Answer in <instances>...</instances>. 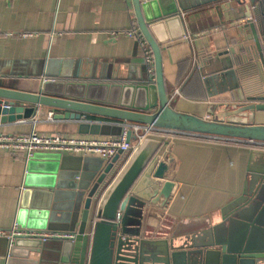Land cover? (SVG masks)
Returning <instances> with one entry per match:
<instances>
[{
	"label": "crops",
	"instance_id": "1",
	"mask_svg": "<svg viewBox=\"0 0 264 264\" xmlns=\"http://www.w3.org/2000/svg\"><path fill=\"white\" fill-rule=\"evenodd\" d=\"M189 5L191 9L182 14L185 35L177 32V26L169 25L165 32L170 41L162 45L171 106L179 112L212 119L208 110L213 104L220 112L224 105L264 95L261 60L254 42L249 40L251 32L244 29L248 20L255 21L252 6L251 19H247L245 9L232 5V0H191ZM216 6H220L219 11ZM137 31L140 29L132 0H0V87L38 93L39 75L46 71L62 78L88 75L89 81H139L147 76V62L132 34ZM196 72L203 91L189 82ZM51 112L54 116L64 113L42 108L28 120L0 124V135L24 136L36 131L44 136L88 140L119 137L120 128L110 125L112 120L88 117L105 124L96 135H80L74 121L54 118L47 122ZM256 123L264 125V113L257 114ZM155 138L164 142L161 154L168 163L166 179L175 183V189L165 209L147 206L141 213L137 210L147 220L134 229L135 233L143 232L148 239L181 238L221 223V210L241 196L249 179L251 149L199 139ZM65 157L70 163L69 169L61 172L62 177L79 184L92 183V187L94 182L89 179L100 157ZM128 161L124 156L115 175ZM26 176L23 153L0 148V264H9V236L14 228L52 233L40 228L47 223L40 210L34 216L30 207L27 214L22 213ZM26 203L30 204V196ZM83 207L84 202L81 212ZM134 219L130 216L128 225H133ZM38 259L39 255L31 256V261Z\"/></svg>",
	"mask_w": 264,
	"mask_h": 264
},
{
	"label": "water",
	"instance_id": "2",
	"mask_svg": "<svg viewBox=\"0 0 264 264\" xmlns=\"http://www.w3.org/2000/svg\"><path fill=\"white\" fill-rule=\"evenodd\" d=\"M218 1L222 0H208ZM257 1L232 0V5L243 7L246 18L251 19L250 5L254 9ZM190 2L132 0L140 32L153 53L154 80L148 64L147 76L133 82L89 81L88 75L62 78L42 72L38 93L0 87V124L28 120L40 109L48 108L64 111L56 114L55 120L76 122L80 135L98 134L105 123L87 119L98 117L112 120L110 125L120 128L118 136L128 123L264 142V125L256 123L257 114L264 113V95L224 105L220 112L213 104L208 110L212 119L179 112L171 106L162 45L170 41L165 32L169 25L177 26V32L185 35L182 14L191 9ZM216 9L219 11L220 6ZM244 29L251 32L249 40L254 42L264 70V51L255 21L248 20ZM132 139L135 136L128 131L127 141ZM163 150V141L148 137L116 175L123 152L106 165L100 158L89 179L94 182L92 187V183L84 185L62 177L61 172L69 169L70 163L64 154H35L27 163L22 213L27 214L30 207L34 216L40 210L47 219L42 230L74 237L43 242L17 236L10 249L9 264H264V151L256 149L250 150L249 179L244 190L221 210V223L181 238L148 239L143 232L135 233L134 229L147 220L137 210L141 213L147 206L165 209L175 189V183L166 179L169 169L162 158ZM28 196L30 204L26 203ZM93 202L97 205L92 212ZM133 215L134 224L130 226L128 220ZM23 228L18 229L25 231ZM34 255L39 259L31 261Z\"/></svg>",
	"mask_w": 264,
	"mask_h": 264
},
{
	"label": "built area",
	"instance_id": "3",
	"mask_svg": "<svg viewBox=\"0 0 264 264\" xmlns=\"http://www.w3.org/2000/svg\"><path fill=\"white\" fill-rule=\"evenodd\" d=\"M135 35L139 48L143 52L146 62L149 65V73L153 80L155 79L154 58L151 48L145 40L140 31L132 33ZM54 113H48L46 121H54ZM37 121H35L36 123ZM128 131L133 132L131 141H127ZM148 137H161V138H189L209 141L215 144L236 146L248 149H256L264 151V142L254 140H244L220 136H205L198 135L190 132L175 131L169 129L156 128L154 126H141L138 124L123 125L122 135L117 138H110L107 140H88L78 137H66L61 135L44 136L32 131L24 136H10L0 135V148L11 149L16 152H21L24 155L25 161H28L37 153H60V154H80V155H94L110 163L114 157L122 151L124 156L131 158V156L138 150L140 145ZM119 214L118 218L120 219ZM26 237L33 239H41L46 242L50 239H72L73 234L70 233H41L31 230L20 231L18 227L14 228L12 234L9 236L11 245L15 238Z\"/></svg>",
	"mask_w": 264,
	"mask_h": 264
},
{
	"label": "trees",
	"instance_id": "4",
	"mask_svg": "<svg viewBox=\"0 0 264 264\" xmlns=\"http://www.w3.org/2000/svg\"><path fill=\"white\" fill-rule=\"evenodd\" d=\"M254 13H255V22L257 25V30L259 34V38L262 44V48L264 51V0H258L255 8H254ZM189 82H193L197 84V89H201L203 91V85H202V80L198 76V72H196L191 80Z\"/></svg>",
	"mask_w": 264,
	"mask_h": 264
}]
</instances>
